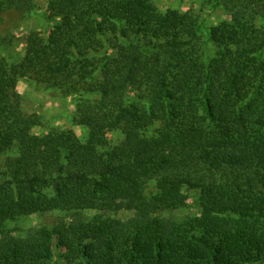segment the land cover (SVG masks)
<instances>
[{
    "label": "trees",
    "instance_id": "1",
    "mask_svg": "<svg viewBox=\"0 0 264 264\" xmlns=\"http://www.w3.org/2000/svg\"><path fill=\"white\" fill-rule=\"evenodd\" d=\"M206 3L227 16L208 32L151 0H47L48 36L29 34L17 64L0 58V160L17 149L0 165V264H50L55 247L63 264H264V0ZM33 6L0 0V18ZM20 77L75 97L88 140L33 133ZM115 123L124 140L100 151ZM184 187L197 212L166 217ZM55 210L73 217L8 228Z\"/></svg>",
    "mask_w": 264,
    "mask_h": 264
},
{
    "label": "rangeland",
    "instance_id": "2",
    "mask_svg": "<svg viewBox=\"0 0 264 264\" xmlns=\"http://www.w3.org/2000/svg\"><path fill=\"white\" fill-rule=\"evenodd\" d=\"M207 0H151V3L160 12L167 10H178L181 13H194L200 17L203 25V32H208L211 27L227 19L224 11L221 9L212 10ZM47 0H34L33 9L25 17L4 15L0 18V36L5 37L6 45H0V58H4L9 64L20 62L25 46V40L29 34L38 33L43 38L48 36L52 27L47 13ZM14 18L12 20V18ZM16 92L19 95L23 109L29 115L38 118L40 126L33 129L37 135H46L50 130L72 131L78 140L85 143L88 140V130L85 127L75 124L76 114L75 97L64 98L60 92L43 84H38L29 77H20L17 79ZM125 136V129L119 124L114 125L113 129L107 133L104 143L99 147L100 151L119 145ZM17 156V149L14 148L1 157L2 165L6 157ZM2 172V168H0ZM48 196H52L50 189L44 191ZM157 194L155 183L150 181L145 188L146 197H152ZM199 190L182 188L180 191L181 202L174 210H167L166 217L173 219H183L193 215L198 210ZM93 212H89L91 216ZM119 219H126L132 216L129 212H119L111 214ZM73 217V212L55 210L46 213H38L27 217H21L17 221L10 223L8 228L17 234H23L26 231L37 228H54L61 221H69ZM55 253L50 264H63L61 249L54 248ZM84 264L89 261L88 258L82 260Z\"/></svg>",
    "mask_w": 264,
    "mask_h": 264
}]
</instances>
